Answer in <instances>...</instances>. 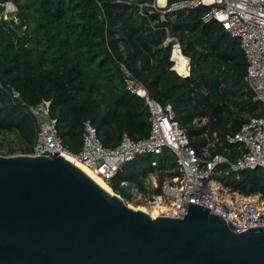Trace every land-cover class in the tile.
Returning a JSON list of instances; mask_svg holds the SVG:
<instances>
[{
  "label": "trees",
  "instance_id": "1",
  "mask_svg": "<svg viewBox=\"0 0 264 264\" xmlns=\"http://www.w3.org/2000/svg\"><path fill=\"white\" fill-rule=\"evenodd\" d=\"M12 1L17 22L0 21V155L33 153L37 124L31 108L42 101L50 103L58 135L73 155L81 152L85 121L106 148H116L124 136L147 138L150 113L145 100L127 90V71L150 99L170 107L197 155H223L231 162L241 156L240 145L227 136L264 111L245 83L239 41L216 21L202 22L207 7L161 18L147 9L140 16L127 0ZM165 29L189 58L187 78L171 70ZM219 170L224 186L264 197V170ZM150 174L157 176L156 188L146 184ZM178 176L175 157L164 149L124 164L106 184L129 203L135 192L161 195L164 182Z\"/></svg>",
  "mask_w": 264,
  "mask_h": 264
},
{
  "label": "water",
  "instance_id": "2",
  "mask_svg": "<svg viewBox=\"0 0 264 264\" xmlns=\"http://www.w3.org/2000/svg\"><path fill=\"white\" fill-rule=\"evenodd\" d=\"M36 152L0 155V264H264V226L237 233L188 202L181 217H152Z\"/></svg>",
  "mask_w": 264,
  "mask_h": 264
},
{
  "label": "built area",
  "instance_id": "3",
  "mask_svg": "<svg viewBox=\"0 0 264 264\" xmlns=\"http://www.w3.org/2000/svg\"><path fill=\"white\" fill-rule=\"evenodd\" d=\"M127 3L136 4L140 16H145L147 9L148 13H158L161 18L166 14L184 15L201 6L207 7L202 22L216 21L231 38L239 41L247 64L245 83L253 101L264 111V0H179L171 4L167 0H127ZM1 20L17 22V8L12 0H0ZM165 32L163 46L170 47L171 70L181 78L189 77V58L183 54L177 38L168 29ZM124 80L127 90L143 98L148 107L151 126L147 138L133 141L124 136L116 148H106L95 127L85 121L81 152L73 155L58 135L56 121L50 115V103L42 101L31 108L37 124L31 155L36 154L39 147L40 151L72 157L107 183L124 164L142 155H158L167 149L175 157L179 176L165 182L161 195L149 199V207H155L153 217H181L188 202L209 208L237 233L264 226V197L244 196L218 180L222 165L227 166V173L233 174L257 168L264 170V114L249 118L236 134L227 136L230 144H239L242 148L241 156L235 161L231 162L223 155L205 158L191 148L170 107L163 108L150 99L127 71H124ZM12 95L19 97L13 91ZM151 166L156 167V162Z\"/></svg>",
  "mask_w": 264,
  "mask_h": 264
},
{
  "label": "rangeland",
  "instance_id": "4",
  "mask_svg": "<svg viewBox=\"0 0 264 264\" xmlns=\"http://www.w3.org/2000/svg\"><path fill=\"white\" fill-rule=\"evenodd\" d=\"M146 184L148 185L149 188H156L157 187V176L155 174L148 176L146 179ZM164 184H165V182H164ZM153 197H156V196H153ZM149 199H152V197H150V198L143 197L141 194L135 192L133 195L132 201H130L129 203H126V205L133 210H142V211L149 213L151 215L154 212L155 207H149V203H148Z\"/></svg>",
  "mask_w": 264,
  "mask_h": 264
},
{
  "label": "bare ground",
  "instance_id": "5",
  "mask_svg": "<svg viewBox=\"0 0 264 264\" xmlns=\"http://www.w3.org/2000/svg\"><path fill=\"white\" fill-rule=\"evenodd\" d=\"M64 157L67 160H69L70 162H72L73 164L77 165L81 170H83L89 176H91L102 188H104L106 191L110 192V188L108 187V185L105 184V182L100 177H98L93 172L88 170L86 167H84V165L78 163L76 160H74V158L68 157V156H64Z\"/></svg>",
  "mask_w": 264,
  "mask_h": 264
},
{
  "label": "crops",
  "instance_id": "6",
  "mask_svg": "<svg viewBox=\"0 0 264 264\" xmlns=\"http://www.w3.org/2000/svg\"><path fill=\"white\" fill-rule=\"evenodd\" d=\"M145 91H146V90H145ZM150 175H152V174H150ZM150 175H149V176H150Z\"/></svg>",
  "mask_w": 264,
  "mask_h": 264
}]
</instances>
